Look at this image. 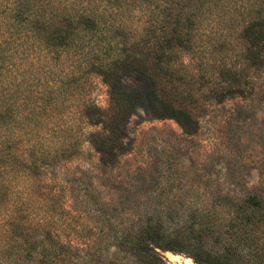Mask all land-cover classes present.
I'll use <instances>...</instances> for the list:
<instances>
[{
  "label": "trees",
  "instance_id": "obj_1",
  "mask_svg": "<svg viewBox=\"0 0 264 264\" xmlns=\"http://www.w3.org/2000/svg\"><path fill=\"white\" fill-rule=\"evenodd\" d=\"M218 26L233 58L213 69L219 37L201 42L211 48L203 55L196 37ZM92 77L107 108L84 94ZM205 87L216 105L264 96V0H0V264L55 257L43 211L69 202L56 172L84 143L114 165L131 152L124 136L140 110L196 135ZM257 197L244 203L261 206ZM195 232L144 225L117 247L140 264H164L158 250L239 264L232 242L215 250Z\"/></svg>",
  "mask_w": 264,
  "mask_h": 264
},
{
  "label": "rangeland",
  "instance_id": "obj_2",
  "mask_svg": "<svg viewBox=\"0 0 264 264\" xmlns=\"http://www.w3.org/2000/svg\"><path fill=\"white\" fill-rule=\"evenodd\" d=\"M214 32L196 38L200 45L219 37L212 58L216 69L231 63L234 47L225 46L231 42L223 27ZM204 43L200 55L211 49ZM87 83V99L107 108L106 86L97 77ZM208 88L198 93L205 106L196 135L185 134L175 120L148 118L140 110L124 136L134 142L131 152L117 163L101 164L84 143L79 156L56 172L68 181L60 194L69 202L43 211L55 247V257L45 264H140L117 245L136 239L144 225L167 234L196 231L215 250L232 242L239 264H264V96L245 107L242 98L216 105ZM251 196L263 204L246 205ZM158 252L164 264H201L186 253Z\"/></svg>",
  "mask_w": 264,
  "mask_h": 264
},
{
  "label": "bare ground",
  "instance_id": "obj_3",
  "mask_svg": "<svg viewBox=\"0 0 264 264\" xmlns=\"http://www.w3.org/2000/svg\"><path fill=\"white\" fill-rule=\"evenodd\" d=\"M179 259V258H178ZM186 264H193L190 260L186 261Z\"/></svg>",
  "mask_w": 264,
  "mask_h": 264
}]
</instances>
